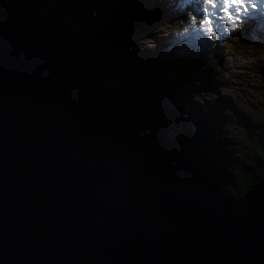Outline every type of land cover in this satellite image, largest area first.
<instances>
[{"label": "water", "instance_id": "obj_1", "mask_svg": "<svg viewBox=\"0 0 264 264\" xmlns=\"http://www.w3.org/2000/svg\"><path fill=\"white\" fill-rule=\"evenodd\" d=\"M132 112L56 24L0 0V264H264V177L227 197Z\"/></svg>", "mask_w": 264, "mask_h": 264}, {"label": "trees", "instance_id": "obj_2", "mask_svg": "<svg viewBox=\"0 0 264 264\" xmlns=\"http://www.w3.org/2000/svg\"><path fill=\"white\" fill-rule=\"evenodd\" d=\"M27 1L35 11L56 24L65 38L79 46L87 60L98 69L99 74L130 101L134 110L133 119L138 123L147 124L149 132L158 142L159 134H167L164 131L168 125L178 119L180 103H184L193 93L190 91L194 89L191 80L196 79V75L192 69H196V73L202 69V78L207 82L211 81L210 66L203 60L192 58L187 62L185 57L186 60L183 61L169 51L162 54L157 52L153 56H141L130 51L136 52L134 44L128 42L127 32H124L120 40L116 39L113 30L119 25L117 20L120 18L123 23L141 24L144 13L149 11L148 2L138 6L135 3L126 4L119 16L115 4L110 0ZM247 42L245 40V43ZM250 71L257 77H264L259 68ZM184 86L189 88L185 89ZM257 95L263 107L260 114L263 129H259L257 135L251 133V128L256 129L255 126L259 125V121L255 124L251 121V107L232 113L242 119L240 123L243 129L247 128L246 134L257 140L256 149L258 148L257 151L244 153L243 157L242 153L236 151L237 161L231 159L230 151L218 153L220 150L207 139V132L200 130L206 127V124L200 129H184L183 141H176L170 135L177 156L198 169L202 176L216 184L220 191L230 198L243 195L251 184L264 177V92L260 90ZM162 106L167 110H163L165 114L161 111ZM250 122L252 124L249 127L247 125H250ZM225 142L227 140L223 138L219 145ZM232 179L239 183L238 188L223 182Z\"/></svg>", "mask_w": 264, "mask_h": 264}, {"label": "rangeland", "instance_id": "obj_3", "mask_svg": "<svg viewBox=\"0 0 264 264\" xmlns=\"http://www.w3.org/2000/svg\"><path fill=\"white\" fill-rule=\"evenodd\" d=\"M110 1L115 4L119 16L124 11L126 4L135 3L138 6L145 2V0ZM148 8L149 11L144 13L141 24L123 23L124 21L119 18L117 20L119 25L113 30L117 40H120L124 32H127L128 42L134 44L136 52L130 51L139 53L138 55L141 56L146 55V57L153 56L157 52L164 53L162 42L166 41L165 35L170 33L167 31L175 25L174 19L163 14L155 5L150 4ZM248 25L254 27V30L250 36H247L243 31L239 48L236 49L237 46H235L231 49L230 44L227 43L228 45L219 48L214 53L208 51L213 49L212 47L205 49L208 52L203 54V62L210 66L211 81L207 82L202 78V69L198 73H196V69H192L196 75V79L191 80L194 89L190 91L193 93L184 103H180L178 119L172 121L173 123L168 125L164 133L167 132L176 141H183L185 139L184 129H200L206 124L207 126L200 130L207 132V139L216 146L217 150H220L218 153L230 151L231 159L237 161L236 151L242 153L241 157L245 155L244 153L257 151V140L250 134H246L247 128L243 129L240 123L242 119L232 114L251 107V121L254 124L259 121V125L255 126L256 129L251 128V133L257 135L259 129H263L262 115H260L263 107L257 93L260 90L264 92V77H257L250 70L259 68L260 73L264 75V13L255 16ZM172 29L174 30V28ZM245 40L248 42L245 43ZM181 51L183 50H177V52ZM185 57L187 62L192 59L188 55L183 56L179 53L176 55V58H181L183 61L186 60ZM184 87L185 89L189 88V86ZM165 94H167L166 91ZM163 110L166 109L161 110L165 114ZM251 124L250 122V125L247 126L250 127ZM149 134L153 136L151 132ZM223 138H226L227 142L219 145V141ZM230 181L223 180L227 185L232 184L234 188L239 187L236 180Z\"/></svg>", "mask_w": 264, "mask_h": 264}, {"label": "snow or ice", "instance_id": "obj_4", "mask_svg": "<svg viewBox=\"0 0 264 264\" xmlns=\"http://www.w3.org/2000/svg\"><path fill=\"white\" fill-rule=\"evenodd\" d=\"M223 4L225 5L222 9V11L224 13L227 14V22L231 25H233V28L237 27L238 26V19L240 18V14L243 10V12L245 14H247V7L244 5L243 3V0H223ZM239 5L240 7H235L234 9L232 10H229V8L227 7V5ZM216 5L213 4V8H215ZM256 5L253 4V8H255ZM208 12V9L205 8V13ZM219 23V21H217ZM204 23L205 24H210L211 22L208 20V19H205L204 20Z\"/></svg>", "mask_w": 264, "mask_h": 264}, {"label": "bare ground", "instance_id": "obj_5", "mask_svg": "<svg viewBox=\"0 0 264 264\" xmlns=\"http://www.w3.org/2000/svg\"><path fill=\"white\" fill-rule=\"evenodd\" d=\"M252 30H254V27L247 25V27L245 28L244 32L247 36H250V33L252 32ZM67 39V38H66ZM68 40V39H67ZM75 45V43H73ZM131 115H133V112L131 113ZM138 123V122H137ZM140 126H142L147 132H149V126L145 123H138Z\"/></svg>", "mask_w": 264, "mask_h": 264}]
</instances>
